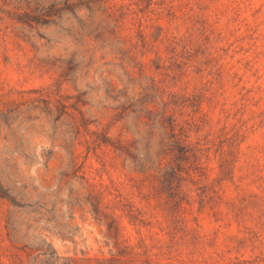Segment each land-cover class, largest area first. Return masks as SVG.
I'll use <instances>...</instances> for the list:
<instances>
[{"label": "rangeland", "instance_id": "rangeland-1", "mask_svg": "<svg viewBox=\"0 0 264 264\" xmlns=\"http://www.w3.org/2000/svg\"><path fill=\"white\" fill-rule=\"evenodd\" d=\"M50 1L63 10L52 8L54 16L36 23L26 12L45 7L43 0H0V237L10 211L24 227L21 243L52 242L65 256H109L113 244L93 207L118 216L133 200L136 173L97 124L109 121V108L116 113L106 95H116L111 82L118 89L134 83L142 64L148 79L161 77L152 63L157 48L150 23L140 33L132 19L115 27L68 0ZM198 1L210 21L219 11V25L232 34L194 43L181 58L178 113L184 133L202 147L201 167L192 180L182 175L181 198L191 203L184 221L160 237L176 235L174 253L187 264H264V0H251L235 21L229 0ZM122 225L133 231L127 218Z\"/></svg>", "mask_w": 264, "mask_h": 264}, {"label": "trees", "instance_id": "trees-1", "mask_svg": "<svg viewBox=\"0 0 264 264\" xmlns=\"http://www.w3.org/2000/svg\"><path fill=\"white\" fill-rule=\"evenodd\" d=\"M41 5L45 7L26 12L29 21L39 23L38 20H45L46 16H54L49 11L52 8L58 12L63 10L50 0H43ZM65 5L83 7L90 12L91 19L115 27L127 18L132 19L140 33L144 31L143 26L150 23V41L157 48L152 63L161 77L155 73L148 79L145 64H142L134 83H121L123 87L118 89L111 82L109 89L116 91V95L107 92L106 95L117 102L116 111L112 109L116 113L112 115L109 108V121L97 124L103 127L101 134L106 138L105 143L135 168L133 200L122 203L118 216L93 207V212L106 226L107 245L113 244L110 255L102 254L101 257H90L85 252L82 256L77 253L61 255L52 242L44 241L37 246L21 243L18 234L24 227L17 225L9 211L4 224L6 234L0 237V264H187L181 252L174 253L181 247L177 236L169 241L160 237L161 234L171 235L175 221H184L186 204L191 203L181 198L184 191L181 179H186L182 175L185 173L192 180L200 175L201 167L202 147L184 133L181 113H178L181 108V58L194 43L221 40L228 30L232 34L230 26L219 25V11H213L215 18L210 21V15L198 0H85L80 4L68 0ZM252 5L251 0H229L226 11L232 13L231 19L235 21ZM197 6L200 7L195 11ZM183 26L185 31L181 34ZM102 38L107 47L112 48L111 37ZM99 40H95V44ZM156 44L163 46V50ZM107 62L114 63L113 60ZM74 126L81 129L84 125L76 120ZM112 130L114 138L109 135ZM90 132L96 149V145H100L98 136L95 131ZM4 196L14 202L11 195L5 193ZM186 196L190 199L189 193ZM124 218L133 231L125 232ZM192 254L194 251H190L189 255Z\"/></svg>", "mask_w": 264, "mask_h": 264}]
</instances>
